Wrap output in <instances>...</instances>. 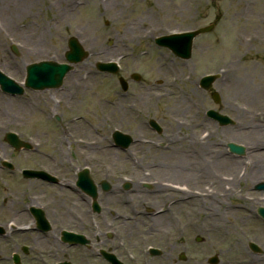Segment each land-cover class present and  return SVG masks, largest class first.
Listing matches in <instances>:
<instances>
[{
    "label": "rangeland",
    "instance_id": "obj_1",
    "mask_svg": "<svg viewBox=\"0 0 264 264\" xmlns=\"http://www.w3.org/2000/svg\"><path fill=\"white\" fill-rule=\"evenodd\" d=\"M108 2L19 0L16 4L12 0H0V29L5 34L0 37V53L8 57V60L0 59V69L16 81L23 80L29 62L42 59L65 61L64 52L71 35L77 36L90 52L87 59L76 64L69 72L63 89L55 90L53 95H49V91L27 90L23 95L11 96L0 90V158L15 160L17 152L4 138L7 131L15 130L35 147L22 152L33 154L35 159L44 157L51 166L60 161L71 169L73 165L90 160L116 158V154L140 155L149 149L147 153L173 154L182 157L180 163L188 162L195 166L197 157L192 159L187 144L181 139L187 131L186 123L203 119L206 107H220L234 117V109L229 105H244L241 98L234 99L232 96L234 84L239 80L247 87L252 83L264 86V0H193L185 10L176 11L168 8L173 9L178 4L177 0ZM66 3H70L69 11L64 10ZM65 12H69L68 16L64 15ZM218 14L222 19L217 27L211 33L195 38L189 59L176 57L170 50L154 42L155 37L161 34L204 26ZM5 17L16 21L11 29L8 28L10 21L5 20ZM110 39L117 44L113 51L108 45ZM13 44L17 46L18 53L14 52ZM120 44L124 49H120ZM123 51L128 56L122 61L121 73L129 75L133 70L139 71L145 75V81L136 84L129 94L121 95L118 79L99 72L95 62L108 60ZM182 61H191L192 71L182 66L185 63ZM217 71L220 74L215 88L221 94L220 103H216L209 93L197 86V81L205 73ZM72 76L75 78L72 79ZM82 76L85 79L82 80ZM86 85L90 86L91 91L88 92ZM149 87L153 88V94H149ZM261 101L264 102V98ZM32 103L40 104L36 111L30 108ZM53 115H60L61 122ZM152 116H156L164 125L165 132L161 135L154 133L148 125L147 120ZM180 122L183 125L181 129L178 128ZM85 123V126H81ZM89 125L96 127L88 134L91 137L100 138L99 132L105 139L111 128H119L130 132L137 142L126 149L110 146L107 148L108 154L104 156L102 154L105 153L91 151L89 147L82 148L84 145L77 141L81 138L79 133H84L83 130L88 129ZM197 131L199 127L195 128ZM169 137L176 140L169 141ZM106 140L105 145L108 143ZM77 152L82 153L81 158L76 155ZM193 166L188 171L179 170L173 179H183L185 175L196 171ZM2 175L5 178L0 175V203H9L11 198L15 199L11 190L12 179L6 173ZM131 175L129 180L133 184L141 178ZM67 176L73 177L69 173ZM237 178L226 176L218 182L217 178L207 175L200 185L188 180L187 198L185 192L172 188L177 198H180L174 208L160 214H145L148 215L145 218L166 219L165 222L170 221L172 224L178 238V264H189L192 260L193 264L194 260L200 264H212L209 259L213 255L219 256L220 260L216 264H243L246 259H252V264H264L261 258L264 252V220L257 212L258 207L264 205V191L257 190L255 186L258 182L247 175ZM233 181L240 183L234 187ZM196 186H213L215 191L220 192L219 198L225 201V205L224 202L220 203L221 207L229 205L227 210L221 209L224 211L222 220L238 227L239 233L235 238L219 243L216 242L214 230L206 232L193 229L192 211L200 208L203 201L189 196L190 189ZM136 188L134 185L129 192L130 202H136L137 194L131 193ZM48 190L54 191L51 187ZM65 192L73 194L69 187H66ZM61 197L63 194L57 197L58 206L63 201ZM32 198L36 199V194H32ZM32 198L27 197V200ZM204 199L207 201L204 210L210 211L212 198ZM48 202L47 210L50 212V209L56 208V198ZM156 209L151 211H158ZM3 213L13 215L14 210L5 205ZM0 217L12 216H3L0 210ZM202 218L198 216L199 220ZM5 220L2 219L0 223ZM198 236L203 237V240L197 241ZM231 241H237L238 245L234 246ZM251 241L257 243L262 252L253 251L249 247ZM181 252H185L187 257L180 261Z\"/></svg>",
    "mask_w": 264,
    "mask_h": 264
},
{
    "label": "flooded vegetation",
    "instance_id": "obj_2",
    "mask_svg": "<svg viewBox=\"0 0 264 264\" xmlns=\"http://www.w3.org/2000/svg\"><path fill=\"white\" fill-rule=\"evenodd\" d=\"M182 62L192 70L191 61ZM229 107L234 109V118L242 122L243 118L240 119L239 112L241 107L238 105H229ZM219 109L226 112L222 108ZM250 109H254L256 114L260 109L264 114V106L253 105ZM251 126L254 127L253 124L245 127L249 133L242 136L243 139L240 141L245 143L250 141L246 140L250 134L256 138L258 133L251 132ZM196 127H199L197 132H195ZM179 128L181 129V126ZM186 129L182 138L188 146L187 150L191 153L192 159L196 156L198 161L205 164L216 162L211 152H216L217 157L219 152L224 156L227 155L228 159L240 158L226 153V137L233 131L232 127L210 118L206 111L203 119L187 122ZM217 130L225 134L223 139L217 137ZM204 133L206 137H203ZM216 144L218 150L215 148ZM249 146L255 147V145ZM21 157L23 158L17 157L14 169L10 172L14 188L22 194L35 192L38 194V201L35 203L45 207L51 228L42 231L38 219L30 208L13 209L18 217L12 218L15 223L10 231L7 230L6 223H0L4 228V232L0 233V264H178V238L171 223L164 222L167 226L162 228L160 220L130 217L131 212L142 214L145 210L170 209L178 204L177 194L169 185L177 182V178L173 179L178 172L177 159L174 155L144 154L138 159L133 158L138 163L136 167L129 164L131 159L127 156L116 155V158L111 159L90 160L78 169H82L83 166L88 167L92 177L99 183L97 203L95 204L93 197L81 189L79 195H73L74 191L70 194L63 190L61 197L63 201L59 206L58 198L44 186L46 184L49 186V182L37 177H26L23 173V167L40 169L47 168L49 164L45 160L35 159L32 154ZM249 157L246 155L233 166L221 167L219 169L221 176L226 174L248 176L249 169L242 168L245 166L250 168V165H247ZM189 164L182 163L181 171H186ZM56 168L57 170L52 169V171L64 176L62 183L70 179L65 176L66 173H71L70 169L63 166ZM130 172L131 176L141 177L137 184L139 188L136 202L129 201L128 190L123 184L125 178L130 176ZM102 180L110 183L108 189L101 186ZM72 182L75 184V180ZM159 182L162 183L161 186ZM180 182L186 183L187 179L184 177ZM51 198L53 200L56 198L57 205L49 212L48 200ZM25 211L31 217H22ZM20 224L29 226L19 228ZM64 232H70L68 240L63 239ZM80 235L84 237L78 238ZM81 239L85 242L81 243Z\"/></svg>",
    "mask_w": 264,
    "mask_h": 264
},
{
    "label": "bare ground",
    "instance_id": "obj_3",
    "mask_svg": "<svg viewBox=\"0 0 264 264\" xmlns=\"http://www.w3.org/2000/svg\"><path fill=\"white\" fill-rule=\"evenodd\" d=\"M13 2H15L16 4H18L19 0H12ZM108 1H113V0H105V3L108 4ZM178 4H176L174 6L173 9L168 8V10H172V11H176V10H181V9H186V7L188 6V4L190 2H192L193 0H177ZM248 4V1H247ZM18 8V6H17ZM69 11L70 10V3H66L64 10ZM69 12H65V16H68ZM10 17V16H7ZM5 20H9L10 22H8V28H12V26L16 23V21H13V19L11 18H7L5 17ZM83 30L80 32L82 33ZM1 36H5V34L3 33L2 29H0V37ZM39 54V53H37ZM4 58L5 60H8V57L3 54L0 53V59ZM72 74V72H71ZM72 79H74V76H72ZM235 92L236 94L239 95H243L241 96V98L244 100V105L246 106L245 109L240 108L239 112L241 114V118L242 122H238L236 124V127L233 128V131H231L229 134H227L228 138H232V139H236V140H241L243 139L242 136H244L245 134L249 133V130H247V125H251L253 124L254 127L251 126V132H257L259 133H264V115H262L261 117H258L259 115H257L254 112V109H250L251 106L255 105V101L257 100L258 102H260L263 98H264V86L260 85V84H254L252 83L251 86L247 87V85L245 83H241V80L237 81L235 84ZM55 90H49V95H52L54 93ZM256 99V100H254ZM39 103H32L31 105V109L36 111L39 107ZM252 110V111H251ZM36 113V112H35ZM86 123L84 125L81 126H85ZM77 127V126H76ZM245 128V129H244ZM92 129L96 130V127H94L93 125H89L88 129L83 130L84 133H79V137H82V140H77L80 141L84 147L90 146L91 144H95V146L99 151V148L101 149L100 151L102 153H107V148L108 146L105 145L104 143V138L101 137V134L98 132V134L100 135V138H95V137H91L88 134L91 132ZM82 134V135H81ZM217 137L223 139L225 134L222 131H218L217 130ZM226 137V138H227ZM254 138V139H253ZM253 139V140H251ZM246 140H250L246 142V154H248L251 158H252V162L250 164V168H249V174L247 177L252 178L254 181L259 182L262 181L264 179V154L262 152V148L260 147L262 144V138L261 140L259 138H255L252 134H250L248 136V138ZM245 142V141H244ZM208 144V143H207ZM206 144V145H207ZM249 145H255V147L253 148V146H249ZM215 148L218 150V146L216 144ZM66 152V151H63ZM218 153V157L216 156V152H211V155L216 158V162L213 161L211 163L208 164H204V163H197L196 164V171L190 172V174H188L187 177L189 181H192L195 185H200V183L205 179V177L207 175H211L214 178L218 179V182L222 181V176L220 173V168L224 166V168H227L228 165L229 166H233L238 160L240 161L241 158H234L232 159V157L230 159L227 158V155H223ZM194 169V170H195ZM182 170V169H179ZM177 185V188L181 189L183 184L182 182L180 183L178 182H174ZM174 183H172V186H174ZM240 182H234L233 185L234 187L238 186ZM162 183L159 182V186H161ZM175 185V186H176ZM137 188H139V186H136ZM196 187H192L190 189V197H192L193 199H201L203 200L201 203V207L194 209L192 211V215H193V220H192V227L193 229L195 228L196 230H201V231H211L214 230L216 233V242H225L227 240L233 239L235 238L238 233H239V229L236 225L231 224L229 222L224 223V221L222 220V213H224V211H222V208H225L226 210L228 209L227 207H221L220 203L224 202L225 205V201H223L222 199L219 198V196H221L220 192L217 190L215 191L213 190H202ZM233 190V189H232ZM232 192V191H231ZM187 193V192H186ZM188 194V193H187ZM230 194V193H229ZM204 198H212V202L210 203V211H205L204 210V203L207 202ZM210 202V201H209ZM208 202V203H209ZM220 205V206H219ZM201 215L203 218L202 220L198 219V216ZM166 219H160V222L162 223V228H164V226H167L166 224H164ZM170 227V226H168ZM185 227H182V229H184ZM231 243L234 246H237L238 243L236 242H232ZM264 252H262L261 258L264 259L263 256ZM257 258V257H255ZM252 259H246L243 264H252ZM193 264V260L192 263ZM194 264H200V262L198 263V261L194 260Z\"/></svg>",
    "mask_w": 264,
    "mask_h": 264
},
{
    "label": "water",
    "instance_id": "obj_4",
    "mask_svg": "<svg viewBox=\"0 0 264 264\" xmlns=\"http://www.w3.org/2000/svg\"><path fill=\"white\" fill-rule=\"evenodd\" d=\"M219 18V16L217 17ZM214 24L208 25L206 27L189 31L185 33H176L168 36H164L161 38H157V42L161 45L169 46L173 51H175L178 55L182 57H189L191 55V45L193 38L201 33L212 29ZM70 48L71 50L67 52V57L69 60L77 62L83 59L87 55V52L83 49V47L79 44L75 37L70 39ZM98 67L101 70H113L116 71V67L114 64H98ZM70 69V65L64 63H57L54 61H42L40 63H33L28 66V86L34 88H44L49 86H57L61 83L63 76ZM213 77L206 76L202 79V84L205 87H208ZM0 83L6 91L12 93H22L23 88L20 87L13 79L0 71ZM214 98L216 101L219 100V94L215 93ZM219 117L225 118L226 122H229L230 119L228 116H222L217 114ZM13 133H8L7 138L9 141L13 142ZM15 142V141H14ZM130 140L126 141L128 144ZM231 149L238 152H243V147H240L234 143L229 144ZM258 189H264V183H259L257 185ZM259 213L264 217V207L259 208ZM200 239V238H199ZM252 248L255 250H259V247L255 243H251ZM212 262H217V257L212 259Z\"/></svg>",
    "mask_w": 264,
    "mask_h": 264
}]
</instances>
